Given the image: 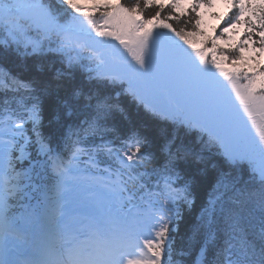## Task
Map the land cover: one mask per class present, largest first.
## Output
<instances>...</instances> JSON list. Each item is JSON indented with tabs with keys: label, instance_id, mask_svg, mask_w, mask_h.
Instances as JSON below:
<instances>
[{
	"label": "snow or ice",
	"instance_id": "obj_1",
	"mask_svg": "<svg viewBox=\"0 0 264 264\" xmlns=\"http://www.w3.org/2000/svg\"><path fill=\"white\" fill-rule=\"evenodd\" d=\"M87 2L0 0V53L35 61L27 75L0 64V264H181V208L194 203L182 161L216 172L190 229L195 264H264V67L245 56L264 55V0H224L234 11L215 38L203 9L216 0ZM128 105L172 129L162 160Z\"/></svg>",
	"mask_w": 264,
	"mask_h": 264
},
{
	"label": "trees",
	"instance_id": "obj_2",
	"mask_svg": "<svg viewBox=\"0 0 264 264\" xmlns=\"http://www.w3.org/2000/svg\"><path fill=\"white\" fill-rule=\"evenodd\" d=\"M124 2V0H121ZM131 3V0H128ZM224 24H221L222 28ZM253 39L258 40L257 37H253ZM49 60L54 63V68H60L61 65L55 58H48L45 63V72L41 75L46 79H51L53 75V71L48 70ZM33 65V74H34V64L35 61L33 58H29L27 61L22 60L17 57L14 53L8 52L7 54L0 53V64H3L5 67L13 71L14 73H23L25 64ZM27 75V73H23ZM85 83L82 76L77 74L74 79L70 82L71 86H82ZM68 86H62L58 93L60 96H63L67 90ZM57 104V96L54 93L52 96L47 97L45 99L44 108H45V119H44V132L46 135L56 137L58 132V125L55 120L52 119L54 110ZM127 114L129 119L136 123L137 125H147V132L150 138L154 139V146L152 151L158 153V146L163 142L164 136L172 133V129L168 128L167 131L162 135L160 132V128L163 126L156 125L153 121H151L141 110L136 109L132 105L127 106ZM114 122L117 126H124L127 121L122 117L117 115L114 118ZM180 138L186 140V142H191L190 137H185L183 131L179 133ZM158 159L162 160V155L158 153ZM24 167L27 166V161L24 162ZM180 167L182 169V175H184L187 179L192 182V193L194 197V203L191 208L182 207V216L183 218L179 221L178 231L176 233V243L175 248L177 249V253L180 250L185 251V255H175L174 259L181 262V264H195L198 255L199 245L192 242L189 237L191 235L190 229L193 224H195L197 216L200 212L202 204L205 202L208 192L211 189L212 184L214 183L216 172L209 165L207 168H204L203 165L197 164L195 162H181ZM247 179V175L244 177Z\"/></svg>",
	"mask_w": 264,
	"mask_h": 264
},
{
	"label": "rangeland",
	"instance_id": "obj_3",
	"mask_svg": "<svg viewBox=\"0 0 264 264\" xmlns=\"http://www.w3.org/2000/svg\"><path fill=\"white\" fill-rule=\"evenodd\" d=\"M113 3H115V0H113ZM226 5V6H225ZM227 3H224L222 0H216V3L214 4V6L212 8H214L217 11H225L227 7ZM90 0L89 2L85 3V10H87L90 7ZM206 9V8H205ZM213 14L212 10H208ZM205 13V21H207L208 24H204V30L205 32L208 34V36H211L213 38H215L216 33H215V25L214 27L212 26L214 17L213 15L210 16L209 13ZM97 19L99 20V16L97 15ZM244 33H245V28L243 26H238L236 34H229L230 36H232V40L231 43L232 44H237L239 43V41L244 39ZM203 39V38H201ZM218 43L220 44L221 47H225L227 48L229 46V41H226L225 39L221 38ZM250 43V42H249ZM258 48V44L257 45H253V50L252 51H245V56L248 57V64L246 66L249 67H255L257 69H259L260 67H264V55H260L259 54V50ZM252 57H255V59H252ZM225 67L227 68H232V64L231 63H226ZM243 82V81H242Z\"/></svg>",
	"mask_w": 264,
	"mask_h": 264
}]
</instances>
